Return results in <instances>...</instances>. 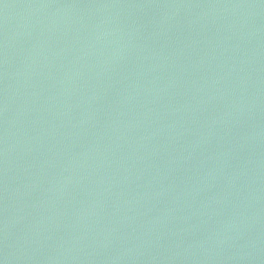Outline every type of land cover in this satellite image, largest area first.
<instances>
[{
    "label": "water",
    "instance_id": "obj_1",
    "mask_svg": "<svg viewBox=\"0 0 264 264\" xmlns=\"http://www.w3.org/2000/svg\"><path fill=\"white\" fill-rule=\"evenodd\" d=\"M0 264H264V0H0Z\"/></svg>",
    "mask_w": 264,
    "mask_h": 264
}]
</instances>
